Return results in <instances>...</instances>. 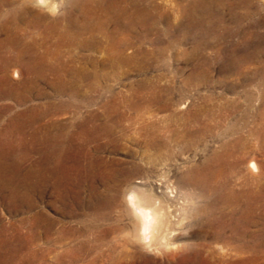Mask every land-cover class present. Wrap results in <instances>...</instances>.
<instances>
[{"label":"rangeland","instance_id":"374dc122","mask_svg":"<svg viewBox=\"0 0 264 264\" xmlns=\"http://www.w3.org/2000/svg\"><path fill=\"white\" fill-rule=\"evenodd\" d=\"M52 1L0 0V264H175L137 185L176 246L264 264V0Z\"/></svg>","mask_w":264,"mask_h":264},{"label":"bare ground","instance_id":"6f19581e","mask_svg":"<svg viewBox=\"0 0 264 264\" xmlns=\"http://www.w3.org/2000/svg\"><path fill=\"white\" fill-rule=\"evenodd\" d=\"M37 1L40 2V0H37ZM48 1L50 2L51 0H43V3H46ZM49 4H52V3H49ZM137 186L129 189L130 195L129 196L127 195L128 199H126L128 207L132 211L131 213L135 215V220L133 221L132 229L127 230V236L133 245H137V246L139 245L140 247H152V249L154 248V251L160 250L159 248L160 245L161 246L164 245L165 247L164 246L163 247L166 249L163 250L162 253L166 256V258L169 261H173L175 264H185V263H182V258L183 260L185 259L190 260L186 264H195L196 260H200V259L204 264H216V261L214 259L215 257L213 256L214 249L213 248L206 249V246L208 245L205 242H194L192 243V245L177 244L176 246V244L173 243L172 240H170V236L172 234L169 235V233L166 232L167 231L166 229H165L166 231H164L166 233L163 232L162 225L167 222H164L163 221L164 218L157 215V213H159V210H160V205H158L159 200H157L155 204H150V205L148 201L147 205L152 209L149 211L145 210L146 203L144 204L142 200L143 197L140 194H138L140 191L138 190ZM162 222L164 223L162 224ZM159 236H162L161 239H158V240H161V242L157 240V243H156L155 238ZM174 244L175 246L173 247ZM124 256L126 255L116 256L114 258L115 260L113 261V264H123L121 262L123 260H127L126 258H124ZM135 256H139V255H135ZM127 264H130V263H127Z\"/></svg>","mask_w":264,"mask_h":264},{"label":"clouds","instance_id":"9594fccd","mask_svg":"<svg viewBox=\"0 0 264 264\" xmlns=\"http://www.w3.org/2000/svg\"><path fill=\"white\" fill-rule=\"evenodd\" d=\"M41 3H43V0H40Z\"/></svg>","mask_w":264,"mask_h":264}]
</instances>
